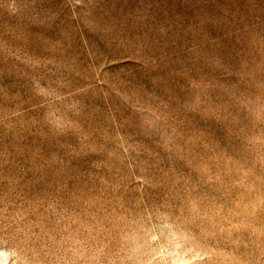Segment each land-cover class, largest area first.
Returning a JSON list of instances; mask_svg holds the SVG:
<instances>
[{
	"label": "rangeland",
	"instance_id": "1",
	"mask_svg": "<svg viewBox=\"0 0 264 264\" xmlns=\"http://www.w3.org/2000/svg\"><path fill=\"white\" fill-rule=\"evenodd\" d=\"M0 264H264V0H0Z\"/></svg>",
	"mask_w": 264,
	"mask_h": 264
}]
</instances>
